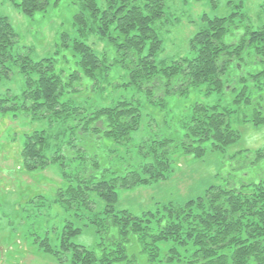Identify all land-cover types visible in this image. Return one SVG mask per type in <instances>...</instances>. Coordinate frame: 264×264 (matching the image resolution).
<instances>
[{
	"label": "trees",
	"instance_id": "1",
	"mask_svg": "<svg viewBox=\"0 0 264 264\" xmlns=\"http://www.w3.org/2000/svg\"><path fill=\"white\" fill-rule=\"evenodd\" d=\"M10 1L32 16L57 0ZM70 3L75 8L76 35L70 38L73 50L66 56L68 73L58 65L68 40L61 41L58 54L32 59L20 53L9 19L0 16V79L8 77L13 66L25 84L20 100L0 98V110L23 109L56 128L54 133L47 129L24 133L22 165L35 170L57 163L65 186L57 188L51 203L68 208L75 203L79 208L73 215L97 235L92 246L78 244L71 236L79 228L67 220L59 248L47 236L34 241L51 255L66 251L70 264H264V179L263 172L255 169L257 162L264 161L262 148L251 156L244 149L230 157L242 153L248 157L247 164L246 160L234 163L231 171L237 177L236 171L243 173L233 185L211 184L184 202H157L138 214L115 207L119 190L164 180L178 152L196 157L207 151L224 152L239 138L230 122L234 110L195 103L180 121V138L151 136L137 144L131 139L140 127L136 101L120 96L113 103L85 105L74 98L80 86L102 91L103 84L111 83V73L120 70L124 79L113 86L144 90L149 101L161 108L171 94L185 96L197 88L208 93L237 90L232 104L244 109L242 121L264 124V1L258 23L238 2L228 14L207 18L192 39V53L170 61L158 58L161 40L155 27L164 16L165 0ZM93 35L103 43L101 52L88 42ZM102 140L106 154L98 155ZM68 146L81 153L69 155L80 160L73 174L64 170Z\"/></svg>",
	"mask_w": 264,
	"mask_h": 264
},
{
	"label": "rangeland",
	"instance_id": "2",
	"mask_svg": "<svg viewBox=\"0 0 264 264\" xmlns=\"http://www.w3.org/2000/svg\"><path fill=\"white\" fill-rule=\"evenodd\" d=\"M262 1L264 0H165L164 16L155 24L161 40L158 58L170 61L190 55L194 50L192 39L206 25V19L228 14L233 3H240L247 17L258 23ZM74 13L75 8L70 0H57L55 3L51 1L45 11L32 16L23 14L10 0H0V16L9 19L18 39L20 53L32 59L56 55L61 50V41L68 40L63 52L65 57L59 56L58 59V65L64 67L65 71L68 70L67 73L71 68L66 56L71 55L70 50H73L70 38L76 35L72 25ZM62 32L66 33V37ZM89 39L92 48L101 52L103 43L97 41L94 35ZM124 74L120 70L111 73V83L103 84L105 89L102 91H86L84 86H80L74 98L79 104L85 105L89 101L95 105L113 103L120 96L136 101L140 106L141 119L139 129L132 133L133 143L141 144L142 140L160 135L180 138L183 133L180 121L195 103L219 104L234 110L230 122L231 127L238 131L239 138L224 152L207 151L197 157L178 152L174 156L173 169L164 180L119 190L116 208H126L138 214L153 209L157 202H184L201 195L211 184L233 185L238 182V177L240 179L239 173H243L242 170L236 171L237 177L231 171L234 163L237 166L248 157L245 153L236 158L230 157L244 149L249 151L250 156L254 150L264 149V124L252 125L242 121L244 109L232 104L237 90L228 88L222 92L208 93L197 88L185 96L171 94L166 96L167 104L161 108L149 101L144 90L115 87L116 83L124 79ZM24 87L22 73L12 66L9 76L0 79V98L18 97ZM17 99L20 100V97ZM247 113L251 112L247 110ZM33 129H47L54 133L56 128L49 126L47 120L34 117L32 112H25L23 109L0 110V264H70L65 256L66 251L58 256L51 255L43 250L44 245L38 246L40 242H35L34 238L39 241L41 237L47 236L51 245L59 248V236L67 220H72L73 225L77 226L75 228H79V232L71 236L74 242L92 246L97 241V235L90 226L73 215L76 212L74 208H79L74 206L75 203L69 208L51 203L57 188L65 186L57 163H50L44 169L27 170L23 167L20 151L24 133ZM101 143L98 155L106 154L103 148L105 140ZM108 145L114 147L115 144ZM115 148L118 153L124 149L117 146ZM72 152L75 157L81 154L70 146L67 147L64 170L70 174L75 173L80 164V160L70 158ZM105 158L107 163L111 162L110 156ZM247 163L248 160L245 164ZM255 169L259 173L263 172L264 179V161L257 162ZM249 171L253 176L254 172L250 168ZM99 203L100 200L97 206Z\"/></svg>",
	"mask_w": 264,
	"mask_h": 264
}]
</instances>
